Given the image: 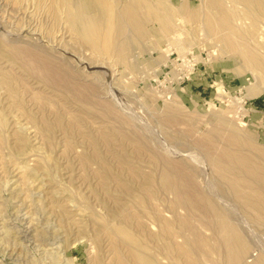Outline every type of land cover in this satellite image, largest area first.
<instances>
[{"label": "rangeland", "instance_id": "1", "mask_svg": "<svg viewBox=\"0 0 264 264\" xmlns=\"http://www.w3.org/2000/svg\"><path fill=\"white\" fill-rule=\"evenodd\" d=\"M37 1L0 0V264H264V226L220 191L213 164L235 149L232 128L246 155L264 151V91L246 96L260 73L229 54H168L163 40L128 70L68 33L43 38Z\"/></svg>", "mask_w": 264, "mask_h": 264}, {"label": "bare ground", "instance_id": "2", "mask_svg": "<svg viewBox=\"0 0 264 264\" xmlns=\"http://www.w3.org/2000/svg\"><path fill=\"white\" fill-rule=\"evenodd\" d=\"M38 1L39 8L41 7L42 9V6L47 7L45 13L50 19L51 24L50 27L46 29V33H42V35L44 36L43 38L48 40H53L58 34H60V37H63L68 33V36L76 41L80 48L88 50L89 53L113 57L116 65L125 64L123 67H126V69L128 68V70L131 65L128 64L129 61L128 63L125 61L128 56H136V54L145 51L148 53L150 50L155 51L158 45L157 43L161 40L166 44L163 48L166 53L170 54L175 52L180 57L185 56L188 52L193 54V51H196V53L207 51L209 57L217 56L218 54H229L238 59L242 57L243 61L241 60L240 62L242 65L244 64V67H248L247 70L250 69V74H253V77L256 79L254 76L255 73H260V78L262 79L261 82L256 79L255 86L246 88L247 98L257 96L264 91V37L263 34L260 33L262 31H259L264 27V0H196L195 5L191 0ZM40 2L42 3L40 4ZM63 24L64 27H60ZM256 37H259L261 39L260 41L263 42L260 43L259 40L255 42V40L254 42L256 45L253 44L254 46L251 45V47L249 44L251 41L249 40ZM153 38L157 41L154 42ZM201 40H204L202 44L199 43ZM208 40H212L213 42L211 50L206 49L208 46L203 44L207 43ZM14 51L18 55L27 54L28 56L36 57L30 50L18 48ZM229 55L227 57H229ZM221 121L222 120H220L218 125L215 124L218 127L220 125L222 129L223 122L221 123ZM232 129H230L229 133H225L227 137L226 139L224 138V140L229 144L233 143L232 145L235 149L227 148L223 150L227 147L225 145L226 147H224L213 160L215 169L221 170L219 179H221L226 186L220 191L223 194H225V191H229L233 199L242 198L245 206L251 211L250 213L253 212L255 218L257 216L256 219L259 220L258 223L264 226V151L262 150L263 152L256 156L252 154L253 151L249 149H254V147H251V144L249 145L248 140L245 141L242 137L239 138L236 131H234L235 129ZM210 132L212 131L209 130V133ZM219 132L220 131L215 129L212 134L210 133V138H212L209 142L211 145L216 144L214 142L221 136ZM208 136L209 134L207 137ZM222 137H220V139H222ZM222 141L223 140H221V142ZM216 145L214 146L216 147ZM208 146L212 148V146ZM238 146L240 148L243 146H245V148L246 146H250L248 150L251 151V154L248 153V155H246L247 152L244 150L245 148L243 147L244 149L242 148L241 150ZM243 150L245 153H243ZM164 173L167 175L168 172L166 173L165 171ZM169 174L167 175L168 177ZM166 175H164L165 177L162 176L163 179L167 178ZM169 178L165 179V182H167V180L170 181ZM171 182H163V189L166 190V192H175L178 190L175 188V183L173 184ZM247 190L248 192H245ZM196 192L199 193L198 191ZM181 194L184 196H180ZM180 195V197L184 198L181 200L183 206L188 208L193 204L191 203V197L189 198L188 196L189 194L187 195L180 192ZM196 197L198 198V195ZM196 197L194 198L196 199ZM194 205L192 206L194 207ZM193 207L192 209H194ZM211 208H213L212 210L214 211L209 210L210 215L214 212L211 216L217 218L215 221L219 220L217 223H213L214 229H229L230 226L228 228L226 227V221L224 222L222 218L220 219L222 216H218V214H221V210H215L216 208L214 207ZM205 209L207 210V208ZM232 227L233 226H231V228ZM236 237L237 236H235V238ZM232 241L235 242L237 239ZM240 244L243 245L244 243ZM243 249L244 246L240 248V251H243ZM237 251H234V253H237ZM236 256H238V254H236ZM143 259H145V257ZM147 264H149V262Z\"/></svg>", "mask_w": 264, "mask_h": 264}]
</instances>
